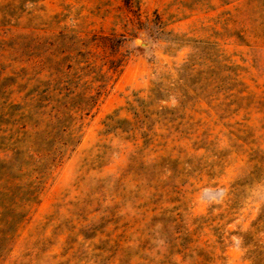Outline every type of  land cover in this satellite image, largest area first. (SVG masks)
<instances>
[{
  "label": "rangeland",
  "instance_id": "obj_1",
  "mask_svg": "<svg viewBox=\"0 0 264 264\" xmlns=\"http://www.w3.org/2000/svg\"><path fill=\"white\" fill-rule=\"evenodd\" d=\"M204 48L211 88L154 100ZM100 85L0 264H264V0H0V166Z\"/></svg>",
  "mask_w": 264,
  "mask_h": 264
},
{
  "label": "trees",
  "instance_id": "obj_2",
  "mask_svg": "<svg viewBox=\"0 0 264 264\" xmlns=\"http://www.w3.org/2000/svg\"><path fill=\"white\" fill-rule=\"evenodd\" d=\"M218 65L220 62L217 60V54H207L205 48L201 52L194 51L179 67L177 79L166 78L165 80L171 79L169 84L158 82L154 85L152 98L166 101L174 92L178 98L192 99L198 92L204 93L211 88ZM102 87L100 85L92 88L95 94L84 100L78 98L70 103L61 102V106L57 107L47 103L40 104L35 123L31 126L26 123L24 127L27 129L22 133L20 141L15 140L9 145L7 151H10L11 155L6 156V164L0 166V189L4 190L0 191V258L5 251L12 248L15 227L28 212L24 209L38 201L47 171L68 158L78 146L83 122L82 115L77 118V114L84 112V115L88 116L92 113L102 94ZM73 111L76 115H73ZM42 123L45 128L40 127ZM124 125L132 123L125 119L119 120L115 116H109L105 122L106 131H126ZM17 143L23 146L19 147ZM16 148L18 149L15 151Z\"/></svg>",
  "mask_w": 264,
  "mask_h": 264
}]
</instances>
